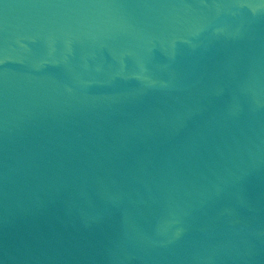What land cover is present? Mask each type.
Masks as SVG:
<instances>
[{
  "label": "water",
  "instance_id": "obj_1",
  "mask_svg": "<svg viewBox=\"0 0 264 264\" xmlns=\"http://www.w3.org/2000/svg\"><path fill=\"white\" fill-rule=\"evenodd\" d=\"M0 264H264V0H0Z\"/></svg>",
  "mask_w": 264,
  "mask_h": 264
}]
</instances>
